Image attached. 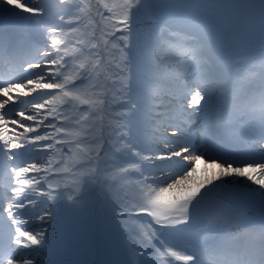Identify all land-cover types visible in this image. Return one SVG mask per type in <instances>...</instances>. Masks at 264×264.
Here are the masks:
<instances>
[{"label":"snow or ice","instance_id":"1","mask_svg":"<svg viewBox=\"0 0 264 264\" xmlns=\"http://www.w3.org/2000/svg\"><path fill=\"white\" fill-rule=\"evenodd\" d=\"M90 229L119 264H264V0H0V264Z\"/></svg>","mask_w":264,"mask_h":264},{"label":"trees","instance_id":"2","mask_svg":"<svg viewBox=\"0 0 264 264\" xmlns=\"http://www.w3.org/2000/svg\"><path fill=\"white\" fill-rule=\"evenodd\" d=\"M107 2L110 3L111 0H107ZM93 3H95V0H93ZM93 15H95L94 12H93ZM98 19H99L98 16H96V20H98ZM67 195H68V193H65L64 199H65L66 203H69L67 201ZM92 196H93L91 198L92 204L88 210V212H89V217H88V221H87L88 224H94V221H95V219L92 216L93 208L95 209L94 204H93V202L95 200V194H92ZM128 227L131 230L137 229V225L134 221H129ZM98 240H99V238H98L96 232L94 230L90 229L89 233H88V240L82 244V245L85 244V248L89 245V247L87 248L88 250L87 251L80 250L81 247L79 246L80 247L79 250L81 252L79 253V252L75 251L73 254V259L69 260L68 262L75 264V261L78 259L77 264H99L100 258L98 256V253H99V251H98V248H99ZM112 253H114L113 256H114V259L117 261V264H119L120 261L127 259V257L123 253V249L119 246L118 243L113 246ZM140 258H142V259H140ZM140 258H139V260L141 262H143L146 259L145 257H140Z\"/></svg>","mask_w":264,"mask_h":264},{"label":"rangeland","instance_id":"3","mask_svg":"<svg viewBox=\"0 0 264 264\" xmlns=\"http://www.w3.org/2000/svg\"><path fill=\"white\" fill-rule=\"evenodd\" d=\"M8 27V26H6ZM13 28V27H12ZM203 166H201L202 168ZM121 195H127L128 197H131L134 195L133 193V190L132 189H125L124 192L121 193ZM93 196H91L92 198ZM94 204V207L95 209L93 208V213H92V216L94 219H96V215L99 213L100 211V206H99V203L96 202V200H94L93 202ZM137 225V229H139L140 225H141V222L140 221H134ZM249 224H251L253 226V229L255 230H259L260 228V225H261V221H260V218L259 216H254ZM135 230V229H133ZM242 231V229H241ZM87 232L89 233V230L85 232V234L82 236V238L78 241V242H74L72 244H70V246L68 247L66 253L64 254L63 257H61L64 261H66V264H72L71 262H68V260H72L73 259V256L72 254L76 251V252H81L80 250H84V251H87L89 245L85 248V244L82 245L83 243H85L87 240H88V236H86ZM237 233L235 230H234V234ZM98 243H99V248H98V256L100 258V263L99 264H117V261L114 259V253H112V249H113V246L116 245L117 243L116 242H113L111 244H102L100 243V241L98 240ZM81 247V249L79 250V248ZM142 259V258H140ZM78 263V259L75 261V264Z\"/></svg>","mask_w":264,"mask_h":264},{"label":"bare ground","instance_id":"4","mask_svg":"<svg viewBox=\"0 0 264 264\" xmlns=\"http://www.w3.org/2000/svg\"><path fill=\"white\" fill-rule=\"evenodd\" d=\"M6 30L9 32H14V31H16V26L15 25H8V27H6ZM159 110H163V107H161ZM233 234H234V232H233ZM235 234H238V233H235Z\"/></svg>","mask_w":264,"mask_h":264}]
</instances>
